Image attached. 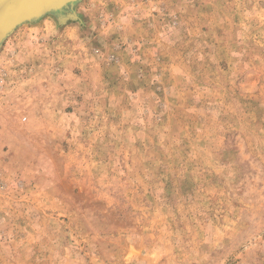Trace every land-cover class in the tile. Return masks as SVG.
Returning <instances> with one entry per match:
<instances>
[{"label":"rangeland","instance_id":"rangeland-1","mask_svg":"<svg viewBox=\"0 0 264 264\" xmlns=\"http://www.w3.org/2000/svg\"><path fill=\"white\" fill-rule=\"evenodd\" d=\"M0 264H264V0H75L7 30Z\"/></svg>","mask_w":264,"mask_h":264},{"label":"water","instance_id":"water-1","mask_svg":"<svg viewBox=\"0 0 264 264\" xmlns=\"http://www.w3.org/2000/svg\"><path fill=\"white\" fill-rule=\"evenodd\" d=\"M75 0H18L13 6L15 8L14 12L3 16V21L5 20V25L0 28V38L2 35L12 28L14 25L25 19H32L46 12L53 11L59 6L65 3H72ZM13 8V9H14Z\"/></svg>","mask_w":264,"mask_h":264},{"label":"bare ground","instance_id":"bare-ground-1","mask_svg":"<svg viewBox=\"0 0 264 264\" xmlns=\"http://www.w3.org/2000/svg\"><path fill=\"white\" fill-rule=\"evenodd\" d=\"M17 1L18 0H0V15L3 14V13L5 15H9V14L13 13L14 10H15L13 5ZM3 16H0V28L3 27L5 25V23H7V22H5V20L3 21V18H4ZM3 23H4V25H2Z\"/></svg>","mask_w":264,"mask_h":264}]
</instances>
